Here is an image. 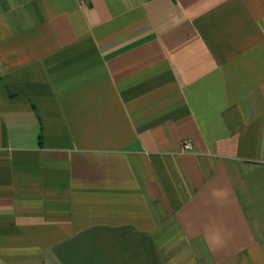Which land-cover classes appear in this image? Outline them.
I'll use <instances>...</instances> for the list:
<instances>
[{"label":"crops","instance_id":"0c3cea01","mask_svg":"<svg viewBox=\"0 0 264 264\" xmlns=\"http://www.w3.org/2000/svg\"><path fill=\"white\" fill-rule=\"evenodd\" d=\"M0 264H264V0H0Z\"/></svg>","mask_w":264,"mask_h":264},{"label":"clouds","instance_id":"9594fccd","mask_svg":"<svg viewBox=\"0 0 264 264\" xmlns=\"http://www.w3.org/2000/svg\"><path fill=\"white\" fill-rule=\"evenodd\" d=\"M212 239H213V242H214V243H217V244L223 242V241H222V237L219 235V233L215 234V235L212 237Z\"/></svg>","mask_w":264,"mask_h":264},{"label":"built area","instance_id":"2783aa9c","mask_svg":"<svg viewBox=\"0 0 264 264\" xmlns=\"http://www.w3.org/2000/svg\"><path fill=\"white\" fill-rule=\"evenodd\" d=\"M184 149H185V150H189V149H191V146L188 145V144H185V145H184Z\"/></svg>","mask_w":264,"mask_h":264}]
</instances>
